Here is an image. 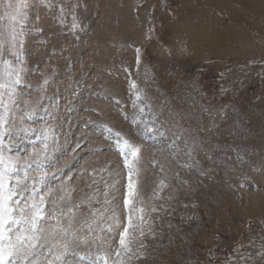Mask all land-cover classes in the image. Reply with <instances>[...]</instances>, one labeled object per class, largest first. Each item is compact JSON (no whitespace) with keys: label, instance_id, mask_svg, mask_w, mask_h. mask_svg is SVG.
<instances>
[{"label":"rangeland","instance_id":"1","mask_svg":"<svg viewBox=\"0 0 264 264\" xmlns=\"http://www.w3.org/2000/svg\"><path fill=\"white\" fill-rule=\"evenodd\" d=\"M0 85L32 264H264V0H0Z\"/></svg>","mask_w":264,"mask_h":264},{"label":"snow or ice","instance_id":"2","mask_svg":"<svg viewBox=\"0 0 264 264\" xmlns=\"http://www.w3.org/2000/svg\"><path fill=\"white\" fill-rule=\"evenodd\" d=\"M19 11V8L16 9ZM15 19V16L13 17ZM137 62H139V49H137ZM15 83H20L19 70L16 72ZM4 87L0 85V88ZM134 88L135 85L133 84ZM139 99V96H137ZM143 111V109H141ZM2 119V118H0ZM152 132L153 129H148ZM122 142V149H118L120 154L125 158V165L127 166L128 160V150L131 149L127 140H123L119 134H117V143ZM139 152L138 148L131 149V155L135 157ZM17 171V162L10 157L0 155V264H17L16 258H20L21 264L25 261L28 264H32L29 260L31 255V250L37 245L33 241L40 239V233L44 230L39 228V222L44 218L43 216V197H41L40 202H32L25 209L20 207V201L14 200L15 197L22 194V182L19 177H13L12 174ZM129 177H131V170H129ZM26 178V174H25ZM14 184L9 187V182L13 181ZM133 195V185L131 179H129L128 192L124 197V206L129 209V197ZM155 209H153L154 211ZM135 211L143 212V209H136L135 204L131 209H129L128 220L129 223L124 226L123 231L119 233L120 248L116 250L115 256L117 260L114 264H124L122 253L127 254L132 251L130 247V241L126 243V235L129 232V228L135 225V221L132 219V213ZM18 214H14L17 213ZM143 217L141 216V221ZM17 226H19L18 230ZM111 226H109V231ZM10 233H14L10 235ZM143 234V233H141ZM59 258V257H57ZM92 264H109V259L107 256H97L96 260Z\"/></svg>","mask_w":264,"mask_h":264}]
</instances>
